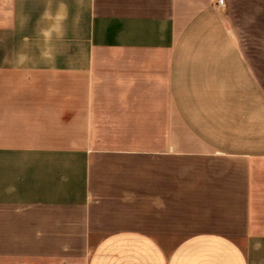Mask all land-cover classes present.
I'll return each mask as SVG.
<instances>
[{
    "label": "crops",
    "instance_id": "obj_1",
    "mask_svg": "<svg viewBox=\"0 0 264 264\" xmlns=\"http://www.w3.org/2000/svg\"><path fill=\"white\" fill-rule=\"evenodd\" d=\"M173 159L220 226L172 222ZM139 161L152 217L114 226ZM0 264H264V0H0Z\"/></svg>",
    "mask_w": 264,
    "mask_h": 264
},
{
    "label": "rangeland",
    "instance_id": "obj_2",
    "mask_svg": "<svg viewBox=\"0 0 264 264\" xmlns=\"http://www.w3.org/2000/svg\"><path fill=\"white\" fill-rule=\"evenodd\" d=\"M208 24L210 26L213 25L212 27H214L216 26V20L212 18ZM1 40H3L2 35ZM9 41L10 37L6 39V42ZM197 41V35L195 34L190 38V45L194 47L197 46ZM201 41L203 40L200 39L199 45H201ZM205 41L206 40H204V42ZM178 76L179 75L177 73L175 86L177 96L181 100V104L185 107V110H187V113L191 114L192 109L199 106L198 103H200V105H204L202 104L203 101L198 100V94L196 95V92H194L195 89L198 90V88H186V86L181 84L182 82ZM204 89L205 88H199L200 91H203ZM189 91L192 93L190 94ZM209 101L205 104L208 110H210ZM199 109H201V107ZM129 164L132 165L133 168L135 165H138L139 172H136L134 175L135 178L131 176L133 175L131 173H128L127 175L126 173L121 174L119 172L109 174V178H113L111 184H109V191L106 193L104 190V197L98 198L96 200L98 203L96 204L103 209H110L114 212V214L110 217L113 220L112 222L114 223V226H119L120 222H123L133 227L147 228L148 220L152 217L147 213L149 202L152 200L153 195L152 187L154 182L151 178L152 173L148 168V163L145 161L135 163L131 162ZM131 167L128 168L129 171L133 169ZM200 168L202 171V166ZM171 170V179H167L166 182V187L170 189L171 195H169V192L166 194L170 196L173 208V213L171 215L172 222L179 217L184 219L186 218L189 234L195 233V231L199 229L203 230L214 226H220V224L212 221L216 219V213L220 212V208L217 207L219 200L199 196L198 193H202V191H204L202 188L197 191L195 189H191L193 190V194L187 195L185 183L186 171H184V180L182 181V171L178 160L173 159ZM157 173L158 169L156 170V175ZM161 183L160 184L163 185V181H161ZM157 185L158 183L155 184V186ZM218 193L219 191L217 190L215 195H218ZM212 195L214 194L212 193ZM118 210H123V214ZM175 224L179 227L178 223Z\"/></svg>",
    "mask_w": 264,
    "mask_h": 264
},
{
    "label": "built area",
    "instance_id": "obj_3",
    "mask_svg": "<svg viewBox=\"0 0 264 264\" xmlns=\"http://www.w3.org/2000/svg\"><path fill=\"white\" fill-rule=\"evenodd\" d=\"M223 3H224V0H218V4L221 6V5H223Z\"/></svg>",
    "mask_w": 264,
    "mask_h": 264
}]
</instances>
